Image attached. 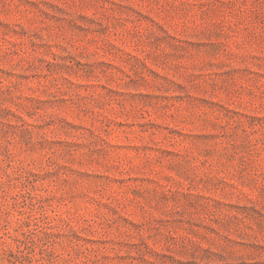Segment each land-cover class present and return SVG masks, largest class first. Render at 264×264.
<instances>
[{"label":"rangeland","instance_id":"rangeland-1","mask_svg":"<svg viewBox=\"0 0 264 264\" xmlns=\"http://www.w3.org/2000/svg\"><path fill=\"white\" fill-rule=\"evenodd\" d=\"M0 264H264V0H0Z\"/></svg>","mask_w":264,"mask_h":264}]
</instances>
